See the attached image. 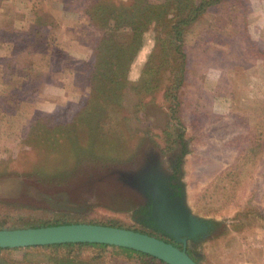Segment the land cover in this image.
I'll list each match as a JSON object with an SVG mask.
<instances>
[{
  "label": "rangeland",
  "instance_id": "rangeland-1",
  "mask_svg": "<svg viewBox=\"0 0 264 264\" xmlns=\"http://www.w3.org/2000/svg\"><path fill=\"white\" fill-rule=\"evenodd\" d=\"M3 1L13 7L14 19L0 36V229L93 223L162 238L136 223L133 213L146 202L116 173L136 177L149 161L167 172L165 157L175 158L172 141L182 134L185 206L212 225L205 238L186 243V254L196 264H264V59L255 55L264 47V0H227L186 29L187 73L176 108L158 89L140 100L131 88L154 46L149 22L126 72L124 121L114 127L115 146H62V120L73 119L75 104L85 95L79 64L99 33L86 14L66 9L65 0H35L33 9L27 0ZM115 40L125 48L130 33L116 32ZM24 54H31L41 71L35 87L19 70L23 62L15 55ZM42 113H61L54 118L60 128L35 127ZM68 259L164 264L92 245L0 250V264Z\"/></svg>",
  "mask_w": 264,
  "mask_h": 264
},
{
  "label": "trees",
  "instance_id": "trees-1",
  "mask_svg": "<svg viewBox=\"0 0 264 264\" xmlns=\"http://www.w3.org/2000/svg\"><path fill=\"white\" fill-rule=\"evenodd\" d=\"M34 1L27 0L28 6L32 9L34 8ZM226 1L65 0L66 9L84 12L87 16V23L99 33L93 41L88 43L87 47L90 49L88 59L79 64L84 79L83 90L85 95L84 97L79 96L75 104H78L76 112L72 115L75 121L73 119L62 120V146L91 142L103 146H115L119 143L117 137H113V131L115 125L121 126L124 121L120 102L125 89L126 72L140 47V35L149 22H152L154 46L139 74L137 83L131 88L140 100L152 90L158 89L161 91L162 98L169 100L171 105L176 108L178 105L176 96L187 73L183 35L186 29L204 15L208 9L224 4ZM120 31L130 33V42L125 48L118 46L115 40L116 32ZM34 44L37 45V42H34ZM9 53H11L10 50ZM255 55L264 59V47L258 50ZM15 56L23 62L19 70L28 79V86L35 87L41 71L38 70V65L34 63L33 56L31 54ZM15 64L17 67V60H15ZM159 78L164 81L162 87L159 84ZM74 80L76 79L74 78ZM60 114L42 113L34 119L33 125L37 128H49L53 131L56 127L60 128V123L54 120L57 116L60 118ZM63 114L62 109V116ZM115 115L118 116L116 120L113 119ZM54 135L52 141H54ZM167 136L169 137L168 134ZM182 136V134H179L177 136L178 141L177 139L172 141L177 144L179 162H181L180 158L186 153V142ZM38 139L41 140L39 137ZM38 151L41 150L38 149ZM244 206L250 207L246 203ZM89 245L108 248L114 250L117 254L131 255L136 259H156L129 249L99 243L32 247L62 250V248ZM172 245L178 249L180 248L175 244ZM79 262V260L68 259L67 263L64 264H78ZM84 264L95 263L89 261Z\"/></svg>",
  "mask_w": 264,
  "mask_h": 264
},
{
  "label": "water",
  "instance_id": "water-1",
  "mask_svg": "<svg viewBox=\"0 0 264 264\" xmlns=\"http://www.w3.org/2000/svg\"><path fill=\"white\" fill-rule=\"evenodd\" d=\"M149 161L136 177L126 176L123 183L149 201V218L158 230L172 238L170 242L135 231L101 224L41 225L17 229H0V249L31 246L99 243L129 249L165 264H196L185 252L186 241L205 238L211 228L187 210L184 198L172 200L166 185V172L155 169Z\"/></svg>",
  "mask_w": 264,
  "mask_h": 264
},
{
  "label": "flooded vegetation",
  "instance_id": "flooded-vegetation-1",
  "mask_svg": "<svg viewBox=\"0 0 264 264\" xmlns=\"http://www.w3.org/2000/svg\"><path fill=\"white\" fill-rule=\"evenodd\" d=\"M177 150H178V148H177ZM146 158L147 157L143 158L142 162L145 161ZM165 158H167L166 160L169 163L168 168H167V172H166V185H167L169 197L172 200H179L181 197H183V191H182V187H181L182 185L180 182L181 176H180V162L178 161L179 160L178 151H177V155L175 156V158L173 157L174 159L169 158L168 156ZM141 166L139 167V169L141 168ZM157 167H158V164L156 162L153 168L156 169ZM116 174L119 175L120 179L125 178V176H126V173H125L124 177H123L122 171H118ZM120 175H121V177H120ZM42 196H44V195H40V197H42ZM44 198H45V196H44ZM149 207H150L149 201H147L146 204L143 203L134 211L133 214H134V220L136 221V223L141 224L143 226H146L150 230L154 229L155 231H157L163 235L162 238L158 237L159 239H162V240H165L166 242H170V243L174 244L171 237H169L168 235H166L163 232H161L160 230H158L157 227L151 221L148 220L149 209H150ZM213 223L218 224V222H213ZM210 225H211V223H210ZM211 232H212V227L206 231V234L208 235ZM197 238H199V236ZM187 242H189V241H186V243ZM186 243H185V245H186ZM177 246H179L181 248V245H177ZM184 250H185V246H184Z\"/></svg>",
  "mask_w": 264,
  "mask_h": 264
},
{
  "label": "crops",
  "instance_id": "crops-1",
  "mask_svg": "<svg viewBox=\"0 0 264 264\" xmlns=\"http://www.w3.org/2000/svg\"><path fill=\"white\" fill-rule=\"evenodd\" d=\"M7 5L3 0H0V36L5 32V29L10 25V23L14 19V13H13V7L10 6V8L7 7ZM7 16H10V19H8ZM10 20V21H9ZM9 21V24L6 25V22ZM2 43L0 39V44Z\"/></svg>",
  "mask_w": 264,
  "mask_h": 264
}]
</instances>
